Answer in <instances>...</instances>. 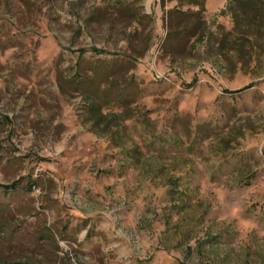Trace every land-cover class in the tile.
<instances>
[{"label": "rangeland", "instance_id": "rangeland-1", "mask_svg": "<svg viewBox=\"0 0 264 264\" xmlns=\"http://www.w3.org/2000/svg\"><path fill=\"white\" fill-rule=\"evenodd\" d=\"M0 230V263L264 264V0H0Z\"/></svg>", "mask_w": 264, "mask_h": 264}, {"label": "trees", "instance_id": "trees-1", "mask_svg": "<svg viewBox=\"0 0 264 264\" xmlns=\"http://www.w3.org/2000/svg\"><path fill=\"white\" fill-rule=\"evenodd\" d=\"M0 232H1V230H0ZM0 264H25V263H0Z\"/></svg>", "mask_w": 264, "mask_h": 264}]
</instances>
